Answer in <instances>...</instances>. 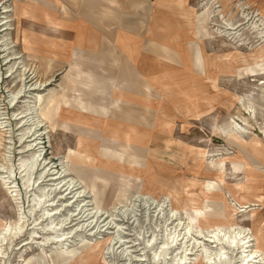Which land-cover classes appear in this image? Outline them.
I'll list each match as a JSON object with an SVG mask.
<instances>
[{
	"label": "rangeland",
	"instance_id": "rangeland-1",
	"mask_svg": "<svg viewBox=\"0 0 264 264\" xmlns=\"http://www.w3.org/2000/svg\"><path fill=\"white\" fill-rule=\"evenodd\" d=\"M82 2L88 16L104 2L115 4ZM20 3L0 0V25L8 24L0 28V44L7 43L0 47V123H5L0 127V264H264V0H151V15L160 12L166 19V35L181 66L161 94L160 125L150 134L155 140L148 141V153L127 150L120 160L121 150L110 138L131 141L133 134V142L147 146L148 132L89 137L71 130L66 110L60 111L68 104L60 76L48 74L54 56L47 48L29 47L24 35L31 32ZM3 56L10 59L7 65ZM13 64L11 76L4 77ZM69 71L76 73L77 66ZM100 109L104 113L108 107ZM21 113L26 117L19 123ZM37 150L35 173L24 184L19 160ZM51 171L72 180L81 196L62 195L59 180L49 179ZM39 174L41 180L34 182ZM3 181L18 193L8 192ZM40 188L50 194L34 209ZM81 200L85 207L76 210ZM53 208L56 212L40 217ZM86 210L90 215L78 222L76 215ZM205 215L225 223L206 226ZM19 218V230L1 231ZM227 232H236L233 244ZM251 235L250 248L244 249ZM251 249L260 253L242 263Z\"/></svg>",
	"mask_w": 264,
	"mask_h": 264
},
{
	"label": "crops",
	"instance_id": "crops-1",
	"mask_svg": "<svg viewBox=\"0 0 264 264\" xmlns=\"http://www.w3.org/2000/svg\"><path fill=\"white\" fill-rule=\"evenodd\" d=\"M17 1L23 3V19L31 32L24 35L29 47L47 48L54 55L48 74L60 76L68 100L60 111L66 110L71 130L93 129L107 136L148 132L150 139L143 142L146 148L152 146L148 141L155 140L150 134L160 125L161 94L181 64L166 35V19L160 12L151 15V0H111L115 4L102 3L95 16L87 15L90 9L82 0ZM36 54L41 60L42 53ZM73 65L76 73L69 71ZM103 105L108 107L104 113ZM144 112L152 117L143 125L138 118Z\"/></svg>",
	"mask_w": 264,
	"mask_h": 264
},
{
	"label": "bare ground",
	"instance_id": "bare-ground-1",
	"mask_svg": "<svg viewBox=\"0 0 264 264\" xmlns=\"http://www.w3.org/2000/svg\"><path fill=\"white\" fill-rule=\"evenodd\" d=\"M33 3V2H32ZM8 8V7H7ZM6 8V9H7ZM10 8V7H9ZM5 8H3V10H4ZM0 18H2V17H0ZM4 18V17H3ZM6 21H3L2 23H1V25H0V28H2L3 29V27L5 28V27H8V24L7 23H5ZM8 28H6V29H4V30H7ZM4 40V39H3ZM12 46V45H11ZM10 46V47H11ZM189 43H188V45L186 46V48H187V58L189 59V62H191L192 63V65H193V62L191 61V58H190V52H188V48H189ZM0 47L1 48H6L7 47V43H1L0 44ZM1 50V49H0ZM169 51V50H168ZM202 51V50H201ZM11 52V51H10ZM47 52V54L49 55V56H54L53 55V53L51 54V53H49L48 51H46ZM168 54H169V52H168ZM1 60V59H0ZM9 58L6 56H3V61H2V65H7L8 63H9ZM201 62L205 65V69H204V74L206 75L207 73H208V68H207V66H206V64H207V61H206V57H204L203 56V58L201 57ZM14 64L13 65H11V66H8L7 67V69H6V71H5V75H4V77H7V78H9L10 76H11V74H12V71H13V69H14ZM30 70H31V68H29ZM27 69L25 68V70L24 71H26ZM33 73L35 74V71H33ZM23 74H24V72H23ZM1 77V76H0ZM33 77V76H32ZM2 79V78H1ZM30 79V78H29ZM49 80V79H48ZM1 81V80H0ZM30 82V81H29ZM182 83V82H181ZM36 84V83H35ZM45 84H48L47 82H39V85L40 86H43V85H45ZM149 84V83H148ZM178 84H180V83H178ZM150 85V84H149ZM22 87V86H21ZM23 88V87H22ZM20 90H21V88L18 90L17 89V92L15 93V95H17V94H19V92H20ZM15 92V91H14ZM15 98V97H14ZM179 100L177 99L176 100V102H178ZM175 101L173 102V103H176ZM112 104V102H110V105ZM29 110V112L32 110L31 108L30 109H28ZM25 111V110H24ZM16 116V115H15ZM25 117H26V115H25V113H21V114H19L18 115V118H19V120H21L19 123H22L23 122V119H25ZM130 119H128L127 121H129ZM146 117L145 116H143V115H140L139 116V121L140 122H142L143 121V123L144 122H146ZM26 122L28 121V120H25ZM62 122V121H61ZM18 123V124H19ZM64 123V122H63ZM3 124H5L4 122L3 123H0V127L1 128H5V126L3 125ZM35 124H36V126L37 127H41V122H36L35 121ZM34 124V125H35ZM224 125V124H223ZM227 125V124H226ZM130 128H131V126H129ZM228 127H230V126H228ZM227 127V128H228ZM36 128V127H35ZM4 130V129H3ZM30 131H31V129H30ZM88 131H90V132H88ZM223 131V130H222ZM77 132V134H79V135H82V136H89V137H92V136H95L96 135V132H94V130L93 129H85V130H83V129H79V130H77L76 131ZM37 133L38 132H35L31 137V140L33 141V140H37L36 138H37ZM31 134H32V132H31ZM1 135V134H0ZM4 136V135H3ZM41 136V134L39 135V137ZM1 137V136H0ZM5 138H6V136H4ZM106 139H108V138H106ZM110 139H112V140H114V142H115V145L117 146V147H119L120 148V150H121V152H119V153H117L118 154V159L120 160V159H122L123 158V152H125V151H127V150H130V151H133V152H138L140 155H142V156H146V152L148 153V148H146L147 146H145V145H143V144H141V143H139V142H131V141H128V140H120V139H118V138H110ZM116 141H121V142H116ZM35 143V142H34ZM37 144H39V143H37ZM30 145V144H29ZM30 146H33V144L32 145H30ZM29 146V147H30ZM39 149V148H38ZM99 152V151H98ZM41 156V151L40 150H37L36 152H35V155H33V156H31V158H29V159H20L19 160V163H18V166H19V169L24 173V184H26V183H28L29 181H30V179L32 178V176H33V174L35 173L34 172V170H35V168H36V163H37V158H39ZM157 156V155H156ZM153 158V157H152ZM39 161V160H38ZM128 164V163H127ZM103 168H105V170L106 169H116V170H119L118 168H116V167H112V166H102ZM6 169V172L8 173V174H10L11 172V170L9 171V169L6 167L5 168ZM124 171V170H123ZM52 173L50 174V176H52L51 178H49L51 181H57V180H59V182H58V184L59 185H61V187H62V189H63V192H61V194L63 193V194H65L66 196H71V198L72 199H75V198H79L80 196H81V193H82V191H76L75 189V186H76V184H74V182L72 181V180H66L65 179V176H63L62 177V175L59 173V172H54V171H51ZM124 172H127V171H124ZM6 174V173H5ZM131 175H137L138 173L137 172H135V173H130ZM3 178H5V177H3ZM41 178H42V174H39V175H36L35 176V180H34V182H37V181H39V180H41ZM11 184L12 183H9V182H7V181H3V187L8 191V192H17L16 190H12V189H15L16 187L15 186H11ZM37 184V183H36ZM91 186H92V184H91ZM18 193V192H17ZM49 192L47 191H45V190H43V189H41L40 188V190L34 195V198L32 199V202H31V200H30V202L32 203V206H33V208L34 209H37V208H40V206H41V204L43 203L42 201H44V199H46V198H48L49 197ZM62 194V195H63ZM17 195V194H16ZM137 196V198L139 197V198H141V196H139V194H136ZM53 196V195H52ZM83 197V196H82ZM61 198V197H60ZM142 199H144V197L142 198ZM85 201L84 200H81L79 203H78V206H77V208H76V210L77 209H79V207L80 206H82V207H85ZM59 205V204H58ZM168 206V205H167ZM55 210H57V208H53V209H44V214H43V216H40L41 218L42 217H44V215H46V216H50L51 214H52V212H56ZM90 210V209H89ZM32 211H33V209H32ZM88 210H86V211H79V213L76 215L77 216V220H78V222L79 221H81V222H84V221H86V218H88V216L90 215V213H86ZM125 211V210H124ZM127 211H129L128 210V208H127ZM94 212V211H93ZM129 212H132V211H129ZM128 213V212H127ZM95 214H97V213H95ZM170 216H168L169 218L171 217V218H173L174 217V212H170V214H169ZM169 220V219H168ZM20 218L19 219H17L16 221H13V222H11L10 224H8V225H6V226H4L2 229H1V231L2 232H11L12 230H15V231H17V230H19L20 229V227H21V225H20ZM60 222V221H59ZM62 222V221H61ZM223 223H225V220H224V218H220V217H218V218H215V217H211L210 215L207 217L206 215H205V217H204V225H206V226H220V225H222ZM53 223L52 222H50V223H48L47 225H46V228L45 229H47L50 225H52ZM90 225V224H89ZM178 225H180V223L178 224ZM178 227V226H177ZM51 228H52V226H51ZM188 227L187 228H185V230H186V232H188ZM183 231V230H182ZM230 231V230H229ZM231 232H234V231H231ZM240 232V231H239ZM236 233V232H235ZM235 233L234 234H232V233H230L229 234V232H227V234H228V237H226V239H227V242L229 243V244H233L234 243V239H236L235 237ZM3 234V233H2ZM16 234V233H15ZM65 234V232H63L62 234H61V236L62 235H64ZM67 234V233H66ZM238 234V233H237ZM169 235V234H168ZM180 235V234H179ZM178 235V236H179ZM182 235V234H181ZM184 236H186V235H184ZM174 237H176V238H178L177 236H174ZM176 238H174L175 240H177ZM252 238V235L251 236H247L244 240V249H248V248H250V246L248 245V243L251 241L250 239ZM152 239V238H151ZM167 239V238H166ZM173 239V238H172ZM174 239H173V241H174ZM248 239V241H246ZM1 240H4V237H2L1 238ZM150 240V239H149ZM151 242H152V240H151ZM170 242V241H169ZM243 242V241H242ZM148 244H150V243H148ZM150 246V245H149ZM164 249V248H163ZM160 250H161V247H158V249H157V251H159V253H160ZM162 251V250H161ZM158 253V252H157ZM162 253V252H161ZM260 253V251L259 250H257V249H255V250H253V249H251V250H247V253H245V255L243 256V258H242V263H244V262H246V261H248L249 262V260L250 259H252L253 258V256H257V254H259ZM208 254V253H207ZM215 255H219L218 253H215ZM158 256V255H157ZM184 259H180V262H184L183 261ZM171 264H174V263H171Z\"/></svg>",
	"mask_w": 264,
	"mask_h": 264
}]
</instances>
